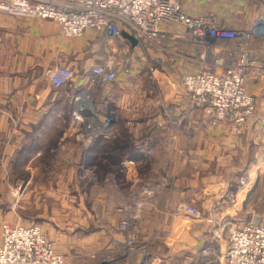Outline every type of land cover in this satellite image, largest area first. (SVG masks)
<instances>
[{
	"label": "crops",
	"instance_id": "crops-1",
	"mask_svg": "<svg viewBox=\"0 0 264 264\" xmlns=\"http://www.w3.org/2000/svg\"><path fill=\"white\" fill-rule=\"evenodd\" d=\"M183 3L189 13L213 12L222 24L238 31L251 29L264 15V0ZM125 40L123 36L118 41L117 50L113 48L117 41L109 43L102 34L89 31L84 37H65L53 21L0 11V207L8 202L14 175H21L23 191L28 193L65 191L85 175L91 209L102 208L107 225L92 235L90 252L98 249L110 256L126 248V233L118 225L127 218L137 251L125 254L121 264H138L144 252L150 264H226L232 227L261 218L250 208L252 192L261 185L264 193V36L247 43L253 62L247 89L258 106L256 117L247 123L205 127L202 109L190 102L183 84L187 73L204 67L202 48L184 37L153 49H158L156 56L165 50L166 60L172 63L166 68L175 71L153 72L158 85L175 89L168 94L170 105L151 104L153 116L148 121L124 120L123 113L131 109L126 105L129 96L120 88H125L124 80L132 72L123 71L94 98L96 103L106 101L107 109L116 113L115 135L92 144L79 142L71 132V120L59 119L63 108L69 106L72 114L73 95L90 89L91 67L113 50L121 58ZM57 64H66L76 73L71 86L60 90L53 89L47 74ZM14 127L20 128L19 133H13ZM238 171L250 180L260 179L238 185L233 179L243 175ZM52 175L56 183L43 179ZM260 201L264 207V199ZM64 202L70 206L74 200ZM119 206L125 208L123 213ZM184 206L196 209L200 216L185 210L180 214ZM237 214L247 220L234 217ZM235 218L243 221L240 226Z\"/></svg>",
	"mask_w": 264,
	"mask_h": 264
},
{
	"label": "built area",
	"instance_id": "built-area-1",
	"mask_svg": "<svg viewBox=\"0 0 264 264\" xmlns=\"http://www.w3.org/2000/svg\"><path fill=\"white\" fill-rule=\"evenodd\" d=\"M0 11L54 21L65 37H84L93 31L114 43L125 31L138 40L134 48L125 40L121 58L113 50L103 62L94 64L89 70L90 89L73 95L70 129L79 142L92 144L111 135L116 113L107 109L106 101L96 103L94 98L113 85L123 71L133 70L131 54L163 49L166 43L184 37L202 48L204 67L198 73H187L183 84L190 102L202 109L204 123L242 125L257 113L255 98L247 89L248 71L253 65L247 43L264 36V15L251 29L238 31L222 24L213 12L189 13L183 0H0ZM233 42L236 44L231 47ZM127 51H131L130 56ZM47 74L53 89L60 90L71 86L76 73L66 64H57ZM187 213L200 216L192 207ZM119 228L126 233V248L105 264H121L125 254L134 252L136 238L129 221L122 220ZM1 230L0 264H68L71 260L68 253L57 251L55 241L39 225L4 223ZM143 254L138 264H149L147 253ZM225 261L264 264L263 219L253 218L229 231Z\"/></svg>",
	"mask_w": 264,
	"mask_h": 264
},
{
	"label": "rangeland",
	"instance_id": "rangeland-1",
	"mask_svg": "<svg viewBox=\"0 0 264 264\" xmlns=\"http://www.w3.org/2000/svg\"><path fill=\"white\" fill-rule=\"evenodd\" d=\"M118 41L113 45V48H117V50H119ZM230 46L234 47L233 44H230ZM163 48H166V46H164ZM153 49L154 48H151V50ZM153 51L150 53L149 49H147L146 51H144V53H139L140 55L131 54L133 60V63L130 64L131 68L133 69L131 71L132 77H127V79H125L123 83L125 88H120L124 90L127 96H129L128 99H126V105L128 109H131L130 112L123 113L124 120L148 121L150 117L152 118L153 116H150L152 114V111L149 108L151 104L159 103V105L163 107L170 105L169 103L172 102V99L170 98V101L168 94H170V92L175 89L170 86L161 87L160 85H158L159 82L155 78L153 72L154 69H158V71L162 73L165 72L166 69H169L173 72L175 71L172 67L166 68V64L170 66L172 63L170 60H166L167 53H165V50L162 51L163 54L161 56H156L158 49ZM130 53L131 51H127L126 55L130 56ZM171 55V53H168V56L171 57ZM174 84L177 85L178 81H174ZM117 88L118 87L116 86L115 89L117 90ZM255 101L256 107H258L256 98ZM142 104L143 106H141ZM256 115L254 117H256ZM204 118L205 117L203 116V124L205 125V127H209V125L204 123ZM59 119L71 120V108L69 106H65V108H63V113L60 115ZM217 126L218 125L212 127ZM143 130L144 133L147 132L146 129ZM19 131V127L13 128L14 134L19 133ZM112 135H115L114 128L111 135H109L108 137H111ZM241 169L242 168H240L239 170ZM238 173L243 174V171H238ZM256 177H253L250 180V177L248 175L244 176L243 174L237 175V179L234 176L233 179L237 181L238 185L245 186L247 181L250 184L253 179L255 181H258L260 179V177ZM21 178V175H14L13 190L7 193V205L4 204L2 207H0V239L2 231L1 226L4 223H19L24 225L36 224L41 226L44 234L49 239L55 241L57 251L68 253L71 256V260H73L74 262L71 261L70 264H86L88 263L89 259L94 260L95 264H105V262L109 260V257L112 258V255L109 256L107 254H104L103 256L102 253H104L105 251L103 252L98 249L96 253L90 252L91 248L89 247V241H91L92 235L96 236L97 233H100L102 230H104L107 225L102 219L103 209L98 207L91 209V201L85 193L88 188V184L86 182V179L88 178L87 176H79L78 181L75 182L76 184H74L73 187H69L70 189L65 191L61 189V191L56 192L34 191L31 193L23 191ZM43 179L46 181H55V183L57 182V177L53 175L43 177ZM257 186L258 185H256L255 188H257ZM54 188L57 189L59 188V186L54 185ZM261 190L262 186L259 185V190L256 189L254 190V193L252 192V194H254V198L251 202L250 211L252 212L250 213H253L255 217H261L260 219L264 220V207L261 205L260 201L264 199V197L262 196V194L264 193H262ZM1 194L5 195V193ZM10 199H12V203L9 202ZM28 199L32 201L30 202V204H28L27 202ZM71 199H73L74 202L70 204V206H67L65 204L66 202L64 201H70ZM117 210L123 213L125 211V208L119 206L117 207ZM184 210L187 213L188 207H181L180 214H182ZM194 210L197 211L196 209ZM192 216L195 217L194 215ZM239 216L240 215L237 214V216L235 215L234 217L239 218ZM240 218L245 219L243 218V215H241ZM234 220H236L235 223L237 224V226H240L241 222H243L241 220L238 221L236 218ZM246 220L247 219H245L244 221ZM233 227L236 226L234 225ZM135 247L136 246L134 245V251H137Z\"/></svg>",
	"mask_w": 264,
	"mask_h": 264
},
{
	"label": "water",
	"instance_id": "water-1",
	"mask_svg": "<svg viewBox=\"0 0 264 264\" xmlns=\"http://www.w3.org/2000/svg\"><path fill=\"white\" fill-rule=\"evenodd\" d=\"M122 35L132 43L133 47L137 46L138 40L135 37L125 31L122 32Z\"/></svg>",
	"mask_w": 264,
	"mask_h": 264
},
{
	"label": "bare ground",
	"instance_id": "bare-ground-1",
	"mask_svg": "<svg viewBox=\"0 0 264 264\" xmlns=\"http://www.w3.org/2000/svg\"><path fill=\"white\" fill-rule=\"evenodd\" d=\"M70 262H71V260H70V261H68V264H70Z\"/></svg>",
	"mask_w": 264,
	"mask_h": 264
}]
</instances>
